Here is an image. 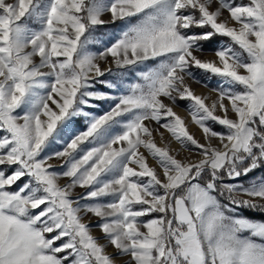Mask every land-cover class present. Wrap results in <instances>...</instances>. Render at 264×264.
Listing matches in <instances>:
<instances>
[{
	"label": "snow or ice",
	"instance_id": "6c2138e0",
	"mask_svg": "<svg viewBox=\"0 0 264 264\" xmlns=\"http://www.w3.org/2000/svg\"><path fill=\"white\" fill-rule=\"evenodd\" d=\"M261 169L264 0H0V264H264Z\"/></svg>",
	"mask_w": 264,
	"mask_h": 264
},
{
	"label": "rangeland",
	"instance_id": "374dc122",
	"mask_svg": "<svg viewBox=\"0 0 264 264\" xmlns=\"http://www.w3.org/2000/svg\"><path fill=\"white\" fill-rule=\"evenodd\" d=\"M225 15H226V13H225ZM211 55H212L211 51H207V52H205V56H209V57H210ZM191 83H192V87H193V89H194L198 94H202V95H207V94H208L209 89H208V88H205L202 84H197V83H195V82H191ZM98 88H100V90H106V89L103 88L102 85H99ZM95 103L98 105V107H97V109H96V114H97V115H101V114H103V112L106 111L107 108H108V103L105 102V101H96ZM175 110H176V111L178 112V114H180L182 117L186 118V122H187V120H190V117L188 116L187 105H186V104H181V105L177 106V107L175 108ZM160 131H163V129H161ZM191 131H193V132H197V130H196V126H195V125H191ZM197 136L199 137V133H198V132H197ZM156 138H157V142H158V143H162V142L160 141V138H159V135H158V134H157ZM165 138H166V139H165L164 142H167V140L170 138V134H168L167 132H165ZM171 147H172V149H173L174 151H178V150H180V146H179V144L176 143L174 140L172 141ZM186 154H187L186 152H181V157H183V156L186 155ZM52 163H54V164H59L60 162L54 160V161H52ZM152 163H155V161H152ZM261 173H264V172L257 173V175H260ZM60 182L63 183L64 181L61 180ZM248 212H250L252 215H250ZM244 214H245V215H248L250 218H254V219H264V217H261V216H262L261 214L264 215V213H252L251 211H247V210H246ZM253 214H259V215H258V216H255V215L253 216ZM94 232L98 234V229H94Z\"/></svg>",
	"mask_w": 264,
	"mask_h": 264
},
{
	"label": "trees",
	"instance_id": "16d2710c",
	"mask_svg": "<svg viewBox=\"0 0 264 264\" xmlns=\"http://www.w3.org/2000/svg\"><path fill=\"white\" fill-rule=\"evenodd\" d=\"M260 172H264V169H261L259 172H257V173H260ZM250 215H252L250 212H248ZM258 216L259 214H253V216ZM262 216L261 217H264V215L263 214H261Z\"/></svg>",
	"mask_w": 264,
	"mask_h": 264
}]
</instances>
